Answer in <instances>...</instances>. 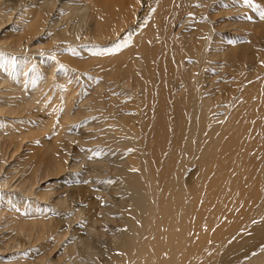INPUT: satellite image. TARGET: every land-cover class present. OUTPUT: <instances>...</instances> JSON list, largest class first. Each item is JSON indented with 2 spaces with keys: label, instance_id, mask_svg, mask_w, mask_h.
I'll use <instances>...</instances> for the list:
<instances>
[{
  "label": "bare ground",
  "instance_id": "obj_1",
  "mask_svg": "<svg viewBox=\"0 0 264 264\" xmlns=\"http://www.w3.org/2000/svg\"><path fill=\"white\" fill-rule=\"evenodd\" d=\"M160 1L159 14L145 25L137 20L148 14L140 0H0V118L29 111L26 105L43 93L48 97V84L54 81L62 93L55 99L71 102L74 115L87 120L83 126L92 134L100 132L96 141L107 143L126 165L118 175L124 186L116 189L129 197L121 213L125 226L112 240L111 251L117 255H105L106 264H264V101L256 100L254 85H248L221 109L227 113L225 120L203 92L205 79L192 81L196 73L192 62L202 70L208 60L206 45L212 40L220 47L224 42L214 40L211 22L198 28L212 18V4L218 0ZM255 8L250 7L252 17L258 14ZM238 15L226 20L234 25L251 18ZM249 22L257 25L254 19ZM195 32L203 50L201 44L195 45ZM111 42L116 44L113 50ZM33 61L39 68L27 72ZM96 78L110 88L128 87L144 104L138 121L123 122L125 137L117 136L101 119L92 120L105 102L102 91L79 87L82 101L73 104L76 91L70 88ZM159 78L162 84L169 82V91H159V105L149 116L152 82ZM20 80H31L29 94L23 93ZM186 82L188 98L171 109V86H177L182 98L187 89L179 85L187 87ZM170 110L176 119L168 116ZM7 129L0 124V135L14 133ZM62 157L57 152L49 157L54 172L64 171ZM193 164L197 167L186 175ZM28 184L21 196L32 190ZM37 212L27 217L35 222L45 215ZM30 253H17L6 263L0 258V264H32Z\"/></svg>",
  "mask_w": 264,
  "mask_h": 264
},
{
  "label": "rangeland",
  "instance_id": "obj_2",
  "mask_svg": "<svg viewBox=\"0 0 264 264\" xmlns=\"http://www.w3.org/2000/svg\"><path fill=\"white\" fill-rule=\"evenodd\" d=\"M156 2L153 0L151 5L148 0H140V5L142 8H147L148 14L144 17L141 15L140 18L138 16L139 23L147 25L154 14H159L160 10ZM227 5L229 8H226ZM251 6H257L256 17H252ZM242 7L244 9L240 10ZM212 12V18L198 28L203 29L211 22L214 26L212 31L214 40L218 43L223 38L224 42L220 47L214 45L212 40L206 45L208 60L202 70L198 69L196 61L192 62L194 68L192 73L196 71L192 81L200 77L205 79L203 92L215 106L220 108L222 116L224 111L221 109H225L227 101L233 102L240 92L250 88L248 85H254L252 89H256V100L264 101V19L261 18V13L264 12V0H218L212 4ZM199 13L203 15L204 12ZM238 14H246L251 18L242 22L234 21V25L231 20H226L230 18L234 20V17L239 16ZM249 19L256 20L257 25L250 23ZM192 29L195 28L191 27ZM193 34L197 38L195 45L198 47L201 42L198 41L196 32ZM114 45L116 44L111 42L112 50L115 48ZM199 48L203 50V45L201 44ZM217 48L220 50L218 51ZM238 64H242V67H238ZM35 66L36 62L33 61L27 72L31 73L34 68L35 70L39 68V65ZM45 66L43 65L39 72H43ZM181 72L184 70L181 69ZM97 78L85 80L84 84L77 82L73 88H70V91H76L75 97H72L75 99L73 104H76L77 100L80 101H77L78 103L82 101L79 87H86L87 91L93 90L94 93L102 91L105 102L100 104L96 115L91 118L101 119L104 126L112 128L117 136L125 137L127 132L122 127L125 125L123 122L138 121L144 104L142 105L135 96H131L128 87L122 88L118 85L110 88ZM30 81L21 82L25 94L30 93L31 87L28 85ZM51 83L48 84L49 87L47 86L48 97L43 93L42 97L28 103V106L26 102L22 103L32 110L29 109L23 115L13 118L7 115H3L4 117H1L3 119L0 118V124L7 127L8 131L14 130L10 136L0 135V258L6 263L11 256L31 250L32 264H67L68 262V264L95 262L106 264L105 255H117L111 251L112 240L120 237V230L125 226L121 213L124 212V205L129 201V197L125 191L117 192L116 189L119 190L124 186L120 184L123 181L118 175L126 165L120 159L117 160L116 153L111 152L107 143L96 141L100 132L92 134V130L83 126L87 120L74 115L71 102L63 104L61 99H55V95L60 96L62 93L57 92L58 83L54 81ZM166 84L170 86L169 82L162 84L160 78L152 82L154 94L150 96V103L153 108L151 107L149 116H154V107L159 105V91H169ZM186 85L187 87L185 84L179 85L180 89H187L182 98L177 86L175 84L171 86L173 92L171 109H175L177 101L184 105L183 99L188 98L190 88L188 82ZM93 103L95 104L96 101L90 106H93ZM168 116H174L175 119L177 117L173 110H170ZM224 117L226 120L227 115ZM147 146L149 153L153 142L148 143ZM54 152L64 156L62 157L64 171L54 172L50 169L48 160ZM94 157L101 159L97 163ZM253 164L250 162L249 166L252 168ZM193 167H197V164L189 166L186 175ZM262 176L264 177V163ZM262 182L264 186V178ZM28 183H32V190L29 194L25 193L21 196ZM18 195L21 197L18 198ZM63 206L65 210L61 209ZM40 210L45 215L37 217L38 220L35 218L33 222L28 218L35 211H38L36 215H39ZM22 215H25L23 217L28 218V221H24L26 219ZM9 252H13L12 255L8 254Z\"/></svg>",
  "mask_w": 264,
  "mask_h": 264
},
{
  "label": "snow or ice",
  "instance_id": "obj_3",
  "mask_svg": "<svg viewBox=\"0 0 264 264\" xmlns=\"http://www.w3.org/2000/svg\"><path fill=\"white\" fill-rule=\"evenodd\" d=\"M261 18L264 19V12L261 13Z\"/></svg>",
  "mask_w": 264,
  "mask_h": 264
}]
</instances>
